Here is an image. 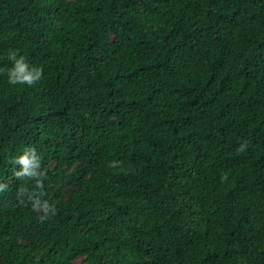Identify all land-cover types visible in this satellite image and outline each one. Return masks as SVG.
I'll return each instance as SVG.
<instances>
[{
  "label": "trees",
  "instance_id": "1",
  "mask_svg": "<svg viewBox=\"0 0 264 264\" xmlns=\"http://www.w3.org/2000/svg\"><path fill=\"white\" fill-rule=\"evenodd\" d=\"M12 50L44 77L0 74V264H264V0H0Z\"/></svg>",
  "mask_w": 264,
  "mask_h": 264
},
{
  "label": "clouds",
  "instance_id": "2",
  "mask_svg": "<svg viewBox=\"0 0 264 264\" xmlns=\"http://www.w3.org/2000/svg\"><path fill=\"white\" fill-rule=\"evenodd\" d=\"M8 59L11 61V67L0 68V74H6L8 84L33 87L42 81L44 77L43 66L30 64L16 50L9 52ZM247 147V142L241 143L237 151L242 153L246 151ZM9 162L14 166H19L18 169L14 168L13 170V176L22 182L16 190L18 202L24 204L26 200L27 203H30L32 210L41 214L39 216L41 222L49 219L50 216H54L55 208L48 200L42 199L43 191L37 194L35 191H30L28 187V182H34L35 189H43L44 187L42 177L46 175V172L42 169V157L36 148L26 147L21 154L11 158ZM108 167L124 171L120 167L119 161L110 162ZM227 179L228 175L224 173L221 176V182H225ZM7 190L8 185L0 182V193Z\"/></svg>",
  "mask_w": 264,
  "mask_h": 264
}]
</instances>
